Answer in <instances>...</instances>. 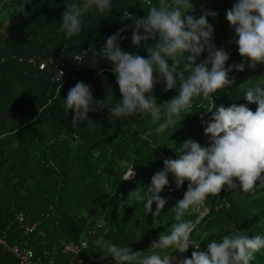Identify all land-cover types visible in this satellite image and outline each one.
<instances>
[{
  "label": "trees",
  "instance_id": "trees-1",
  "mask_svg": "<svg viewBox=\"0 0 264 264\" xmlns=\"http://www.w3.org/2000/svg\"><path fill=\"white\" fill-rule=\"evenodd\" d=\"M24 2L0 0V238L8 244L26 243L35 256L53 264H116L106 251L110 243L150 255L151 243L177 223L172 208L183 198L188 181L179 189L165 187L160 195L167 203L156 218L151 213L146 216L144 203L128 195L138 188L143 196L152 175L163 168V160L175 159L173 149L185 139L208 146L202 115L208 118L211 114L202 108L209 101L195 98L190 109L194 113L177 118L172 133L171 129L155 133L157 125L147 113L119 119L107 108L90 112L92 123L73 127V112L69 110L65 116L64 103L70 82L55 80L58 63L51 58L62 53L65 69L90 85L97 98L114 106L122 97L116 76L109 71L111 62L100 54L103 45L107 37L127 26L121 33L126 38L118 41L119 46L147 58L143 41L139 48L131 43L134 21L128 14L142 18L159 0H111L112 10L104 14L93 7L82 16L81 33L70 39L60 31L61 16L66 4L78 0ZM191 2L194 11L188 14L196 18L205 10L218 13L207 19L214 29L211 42L229 56L225 67L241 63L234 26L226 20V10L237 0ZM84 48L89 52L78 61L75 57ZM206 56V51L201 53L197 63ZM44 59L49 61L39 69L38 62ZM243 62L244 71L233 68L229 73L235 81L232 87L213 94L218 106L243 103L255 111L257 106L248 104L242 92L256 80L264 81V64L252 69ZM164 88L161 81L153 89L158 105L178 95V85L168 91ZM148 132L152 134L142 139ZM130 165H134L136 176L121 180ZM172 178L169 174V182ZM205 207L206 211H190L184 217L195 221L204 213L191 235L204 240L200 250L206 251L212 239L219 242L236 230H244L249 237L264 235V188L244 195L239 189L229 192L225 186L218 196L208 197ZM17 213L24 215L26 224L37 222V230L44 235H38L37 230L24 235ZM100 216L107 222V233L97 226ZM68 243L81 247L78 257L64 250ZM194 250L189 246V257ZM0 264H17L1 243ZM251 264H264V250L255 254Z\"/></svg>",
  "mask_w": 264,
  "mask_h": 264
},
{
  "label": "clouds",
  "instance_id": "clouds-1",
  "mask_svg": "<svg viewBox=\"0 0 264 264\" xmlns=\"http://www.w3.org/2000/svg\"><path fill=\"white\" fill-rule=\"evenodd\" d=\"M24 3L20 5L22 9ZM93 7L101 14L111 12V0H78L66 4L60 31L69 39L80 34L82 16ZM193 11L191 0H159V4L150 6L142 18L128 14V19L134 21L131 43L139 48L143 41L147 58L126 52L119 46L118 41L126 38L121 33L127 26L107 37L100 54L111 62L112 69L107 70L116 76L122 97L119 103L109 107L104 100H94L91 86L82 81L71 87L64 99L65 116L69 110L73 112V127L82 122L92 123L88 114L107 108L119 119L149 114L152 123L157 125L154 129L157 134L168 129L172 133L178 123L177 118L194 113L190 109L195 98L202 96L209 101L207 107L202 108L211 114L208 118L202 115L209 145L205 147L191 138L185 139L173 149L175 159L163 160V168L152 175L150 184L143 189V196L138 188L128 195L144 203L146 216L151 213L156 218L167 203L160 193L169 185V174L174 177L177 189L188 181L183 198L177 200L172 208L177 223L171 225L169 233H160L158 240L151 243L153 251L147 256L142 251H133L128 245L108 244L106 251L116 264H251L255 254L264 250V235L249 237L244 230L225 235L219 242L212 239L207 243L206 251L200 250L204 240L192 239L191 235L204 213L195 221L184 219L190 211H206L208 197L218 196L225 186L229 192L239 189L244 195L264 188V81L256 80L242 92L248 104L257 106L255 111L243 103L218 106L213 99L214 93L232 87L235 81L229 73L233 68L244 71L243 61H247V66L252 69L264 64V0H237L226 10V20L234 26V42L243 58L241 63L227 68L225 62L229 56L223 48H217L211 42L214 29L207 19L218 13L205 10L196 18L188 14ZM90 51L97 54L95 48ZM205 51L206 58L197 63V58ZM53 61L60 65L57 58ZM62 66L65 68L63 60ZM161 81L165 91L178 85V95L158 105L153 89ZM151 134L145 133L141 138L147 139ZM135 176L134 165H130L121 180H131ZM124 203L125 200L121 201L120 207ZM97 226L108 232L103 216L97 219ZM189 246L195 249L190 258H178V253L183 254L187 250L189 253ZM167 249L171 251H165Z\"/></svg>",
  "mask_w": 264,
  "mask_h": 264
},
{
  "label": "built area",
  "instance_id": "built-area-1",
  "mask_svg": "<svg viewBox=\"0 0 264 264\" xmlns=\"http://www.w3.org/2000/svg\"><path fill=\"white\" fill-rule=\"evenodd\" d=\"M88 52H89L88 48L82 49L80 51V53L76 55L75 58L77 59V57H81V59H82ZM81 59H77V60L80 61ZM51 60L53 61L52 58H51ZM47 61H49V60L48 59L47 60H41L38 64L39 67L43 68L46 65ZM61 65H62V63H61ZM61 72L63 73L62 76H61ZM77 78L78 77L76 76V74H71L66 69H64V70L61 69L60 65H58L55 80L66 81V82L69 81L70 82L69 83L70 88H71V87L75 86V84L77 82L80 81ZM93 99L99 100L98 98L95 97L94 94H93ZM169 186H170L171 190L174 189V187H175L174 177L170 180ZM15 218L18 222L22 223V230H23L24 235H28V234L37 230L38 223L33 222L32 224H26L25 223V217L22 213H17ZM37 232H38V235L40 234V236L44 235V232L39 228H38ZM0 243L3 244L6 247V250L14 256V258L17 261V264H53V262L51 260L44 261L40 257L35 256L33 249L31 247H29L28 245H26V243L8 244L3 238H0ZM83 245H85V243ZM64 250L71 252L72 254H74L75 257H78V255L80 254V251H81V247L78 245L72 244V243H68L65 245ZM181 256L190 258L188 255V250L183 254L178 253L177 257L179 258ZM173 264H175V262H173Z\"/></svg>",
  "mask_w": 264,
  "mask_h": 264
},
{
  "label": "rangeland",
  "instance_id": "rangeland-1",
  "mask_svg": "<svg viewBox=\"0 0 264 264\" xmlns=\"http://www.w3.org/2000/svg\"><path fill=\"white\" fill-rule=\"evenodd\" d=\"M62 57H63V56H62V53H60L58 56H56V57H52V59H53V58H57V59L59 60V62H60V68L64 70L65 68L61 65V63H62ZM44 60H45V59H44ZM46 60H47V59H46ZM45 66H46V65H45ZM45 66H44V67H45ZM38 67H39V65H38ZM44 67H43V68H44ZM43 68H40V67H39V69H43ZM92 95H93V94H92ZM196 210H198V211H202V209H196ZM148 252H151V249H149Z\"/></svg>",
  "mask_w": 264,
  "mask_h": 264
},
{
  "label": "water",
  "instance_id": "water-1",
  "mask_svg": "<svg viewBox=\"0 0 264 264\" xmlns=\"http://www.w3.org/2000/svg\"><path fill=\"white\" fill-rule=\"evenodd\" d=\"M208 145H209V143H208Z\"/></svg>",
  "mask_w": 264,
  "mask_h": 264
}]
</instances>
